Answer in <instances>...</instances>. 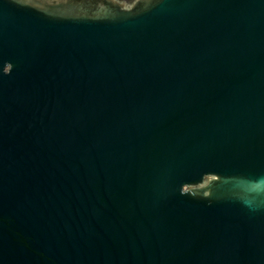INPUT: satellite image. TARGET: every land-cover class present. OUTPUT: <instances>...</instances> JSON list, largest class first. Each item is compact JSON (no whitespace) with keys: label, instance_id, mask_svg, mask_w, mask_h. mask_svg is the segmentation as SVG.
<instances>
[{"label":"water","instance_id":"1","mask_svg":"<svg viewBox=\"0 0 264 264\" xmlns=\"http://www.w3.org/2000/svg\"><path fill=\"white\" fill-rule=\"evenodd\" d=\"M0 264H264V0H0Z\"/></svg>","mask_w":264,"mask_h":264}]
</instances>
